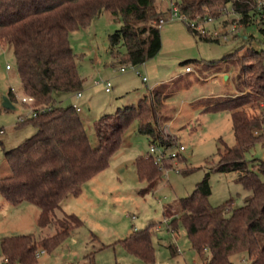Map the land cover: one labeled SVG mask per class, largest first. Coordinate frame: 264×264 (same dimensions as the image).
<instances>
[{"label": "trees", "instance_id": "1", "mask_svg": "<svg viewBox=\"0 0 264 264\" xmlns=\"http://www.w3.org/2000/svg\"><path fill=\"white\" fill-rule=\"evenodd\" d=\"M172 1L191 22L218 19L230 5L238 16V25L256 22L264 37V6L257 8L255 0ZM102 11L121 22L119 29L108 37L109 55L116 65L140 66L157 56L161 49L158 24L167 18L168 9H160L156 0H0V46L12 49L20 92L34 99L32 107L36 111L33 118L17 120L16 127L30 124L35 133L4 152L10 174L0 178V196L13 206L20 203L35 206L39 210L37 227L57 228L54 235L43 238L34 234L0 238L6 264H36L38 250L52 252L83 225L73 214L58 218L56 211L61 210L64 199L78 197L82 186L108 167L133 124L137 133L148 137L149 145H175L176 139L164 133L159 125L160 107L171 96L170 92L163 95L160 89H154L137 104L101 116L93 124L95 147L88 140L79 112L72 105H59L54 99L55 93L73 95L82 90L84 80L70 45V35L89 26ZM186 28L197 42H217L207 32L201 34L194 28ZM239 51L243 47L236 53ZM235 55L230 58L236 66L234 84L238 94L210 101L203 111L229 114L235 138L232 147L224 145V150H217V161L211 170L236 173V182L250 195L237 208H232V200L211 206L206 174L189 196L178 201L177 208L163 212L166 229L174 233L182 227L202 264H231V257L242 254L247 264H264V182L260 179L264 174V158L252 161L245 158L246 152L258 142L252 133L260 129L264 132V116L251 119L246 116L247 110L262 108L264 104V49L247 48L241 55ZM7 97L13 103L11 89ZM259 143L264 147V138ZM158 166L152 157L139 156L134 161L136 176L142 182L158 179ZM156 228L157 224H150L114 244L142 262L152 263Z\"/></svg>", "mask_w": 264, "mask_h": 264}, {"label": "rangeland", "instance_id": "2", "mask_svg": "<svg viewBox=\"0 0 264 264\" xmlns=\"http://www.w3.org/2000/svg\"><path fill=\"white\" fill-rule=\"evenodd\" d=\"M156 3L162 10L169 7L168 0H156ZM226 9L210 24L198 20L200 29H207V33L216 31L220 39L217 42L196 41L192 56L184 59L193 60L189 63L191 74L184 72L185 65L159 70L158 80L161 81L175 75L181 76L154 89H160L163 95L172 93L160 107L159 125L164 133L176 139L174 147L184 146L185 151L178 159L172 162L166 160L163 165H159V178L155 181H139L134 161L139 156H145L150 145L148 137L137 133L136 124H133L125 132L123 144L108 167L92 181L86 182L78 197L64 199L61 210L56 211L58 218L63 214H73L83 225L52 252H43L36 257V264H147L127 254L114 243L150 224H157V228L152 237L154 261L148 264H202L196 252L191 249L182 227L174 233L166 229L163 212L168 208H177L178 201L189 196L206 174L211 191L208 198L211 206H220L232 200V208H237L250 195L236 182V173L211 170L217 161V150H224V145L232 147L235 138L229 114L203 111L210 101L238 94L234 84L236 66L230 55H241L247 48L264 49V37L259 31V25L252 22L242 27L237 24L238 16L232 12L231 6L228 5ZM120 25L118 17L102 11L89 26L71 33L70 45L84 80L81 98L77 99L75 94H54L59 105H76L81 109L79 115L93 147L97 144L94 122L103 115L114 114L118 108L137 104L140 98L154 90L148 88L156 82L144 83L130 70L119 72L117 69L122 65H111L108 37ZM222 36H226V40ZM241 47L243 51L236 53ZM7 65L10 66L9 70H6ZM140 66H137L138 71L146 76ZM100 80L110 82L109 93L104 91L103 84H95ZM10 89L18 95L22 94L12 49L0 46V130L3 132L0 134V178L10 174L4 152L35 133L30 124L16 127L19 116L28 113V106L14 99L13 108L4 109V98H7ZM263 107L247 110L246 116L250 119L263 117ZM252 136L258 142L246 152L245 158L249 161L262 160L264 147L259 141L264 138V132L260 129L253 132ZM187 169L193 170L184 174ZM260 179L264 182V174L260 175ZM0 204L8 205L1 196ZM25 206L37 209L27 203L17 207L9 205L10 212H7V208H1L0 238L23 234L43 238L56 233L54 225L41 229L30 220L31 214L25 217L22 214ZM230 261L231 264L248 263L244 254L233 256ZM0 264H3L1 249Z\"/></svg>", "mask_w": 264, "mask_h": 264}, {"label": "crops", "instance_id": "3", "mask_svg": "<svg viewBox=\"0 0 264 264\" xmlns=\"http://www.w3.org/2000/svg\"><path fill=\"white\" fill-rule=\"evenodd\" d=\"M160 38H161V49H160L159 53L157 54V56L154 57L153 59L145 62L143 65L140 66V68L142 69V71L146 75V76H144L141 74V76H139L141 78V80H142V77H146L147 80L145 82L156 81L152 87L148 88V90H152V89H154L160 85L166 84L167 82L181 78V76L178 77V75H175L171 79L166 80V81L158 80L159 76H160L159 70L161 71V68H171V67L173 68V67H176L178 65H183V63L186 61H193V60H189V59L185 61L184 59L191 57L192 56V54H191L192 50L194 49V47L197 46L196 40L188 32L186 26H184L183 24L178 23V22L167 23L164 26H162L160 28ZM110 63H111V65L116 66V64L114 63V61L111 58H110ZM187 66H189V64H186L185 68ZM185 68H184V72L186 74L192 73L191 68H190L191 69L190 72H186ZM216 76H219V74H216ZM142 82H144V81L142 80ZM144 96H146V94ZM76 98L80 99L81 95H80V97H76ZM5 110H8V109H5ZM80 112H81V109L79 110V113ZM25 114L26 113L24 112L19 117H21ZM2 133H3L2 130H0V134H2ZM96 176H94V177H96ZM94 177L89 181H92L94 179ZM5 203L8 204L6 201H5ZM20 204L16 205V207L19 206ZM9 205L10 204H8V205L0 204V210H1V208L3 210H5L7 208L8 209L7 212H10L11 209H9V207H8ZM10 206H13V205H10ZM24 208H25V211H23L22 214L24 213L23 215H25V217H29V215L31 214L32 217L30 220H32L33 223L34 222L36 223L38 215H39V210L35 209L36 210L35 211L34 209H31V207H26V206ZM22 214L19 215V218L22 217ZM4 217H5V215H4Z\"/></svg>", "mask_w": 264, "mask_h": 264}, {"label": "built area", "instance_id": "4", "mask_svg": "<svg viewBox=\"0 0 264 264\" xmlns=\"http://www.w3.org/2000/svg\"><path fill=\"white\" fill-rule=\"evenodd\" d=\"M169 1V7H168V16L166 19H162L159 21V29L164 26L167 23H173V22H180L182 24H184L187 27L190 28H194L197 31H199L201 34H205L207 31V29H200L198 26V22H191L188 20V18L184 15L181 14L177 8V6L174 4V2L172 0H168ZM256 2V7L257 8H261L264 6V0H255ZM203 23L205 24H210L212 23L214 20L212 18H207ZM215 40H219L220 36L218 35V33L216 31H212L209 33ZM226 36H222V39H225ZM226 40V39H225ZM10 66H6V70H9ZM119 72L124 73L127 70L132 71L134 74H136L137 76H141L140 72L137 69V66H133L131 64H125L120 66L117 69ZM190 67L187 66L185 68L186 72H190ZM142 80L145 82L147 79L146 77H142ZM95 84H103L104 86V90L105 92H109L110 88H111V84L109 81H96ZM14 98L22 105H26L29 108L28 113H26L25 115L19 117L18 121H22L28 118H33L36 116V111L33 110V105H34V99L32 97L26 96V95H18L15 91L11 90ZM76 97H80L81 92H78L75 94ZM264 106V104H263ZM73 107L76 109V111L79 112V108L76 105H73ZM185 151L184 146H177V147H157L155 145H150L149 151L148 153L145 155L146 157H152L155 160V163L158 165H163V163L166 160H171L174 161L176 159H178V157ZM162 166H160L161 168ZM41 253H43L42 251H40L39 253L37 252L35 254V257H38ZM7 260L3 259V264H6Z\"/></svg>", "mask_w": 264, "mask_h": 264}, {"label": "water", "instance_id": "5", "mask_svg": "<svg viewBox=\"0 0 264 264\" xmlns=\"http://www.w3.org/2000/svg\"><path fill=\"white\" fill-rule=\"evenodd\" d=\"M3 107H4L5 109H8V110L13 108V106H12V104L9 102L8 98H4Z\"/></svg>", "mask_w": 264, "mask_h": 264}]
</instances>
